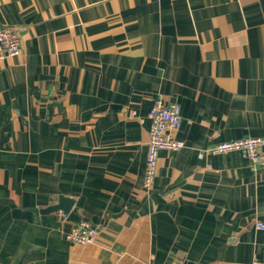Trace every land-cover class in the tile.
Here are the masks:
<instances>
[{"label": "crops", "instance_id": "1", "mask_svg": "<svg viewBox=\"0 0 264 264\" xmlns=\"http://www.w3.org/2000/svg\"><path fill=\"white\" fill-rule=\"evenodd\" d=\"M0 25L22 48L0 60V264L264 261V146L205 152L264 138V0H0ZM156 98L185 146L147 188ZM60 194L66 222L40 212Z\"/></svg>", "mask_w": 264, "mask_h": 264}, {"label": "built area", "instance_id": "2", "mask_svg": "<svg viewBox=\"0 0 264 264\" xmlns=\"http://www.w3.org/2000/svg\"><path fill=\"white\" fill-rule=\"evenodd\" d=\"M21 50V38L17 29L12 25H0V60L7 56L18 55ZM133 112L134 114L136 113L135 111ZM148 115L151 120V126L144 185L150 188L153 186L157 176L161 150L177 151L185 146V142L174 134L181 125V107L179 103H168L162 98H156ZM263 146V137L249 136L221 142L206 149L205 152L223 153L238 150L255 163H259ZM61 215L65 222L68 221V214L62 213ZM257 225L260 229H264V222H258ZM65 231L70 241L79 244H89L94 240L99 228L87 219L82 218ZM252 264H264V261L255 260Z\"/></svg>", "mask_w": 264, "mask_h": 264}, {"label": "water", "instance_id": "3", "mask_svg": "<svg viewBox=\"0 0 264 264\" xmlns=\"http://www.w3.org/2000/svg\"><path fill=\"white\" fill-rule=\"evenodd\" d=\"M74 202H75L74 198L60 194L58 203L52 204V205H49L48 207L40 209V212L48 213V212H52L55 210H62L64 213L68 214ZM35 211H37V209ZM187 264H193V263L188 262Z\"/></svg>", "mask_w": 264, "mask_h": 264}]
</instances>
